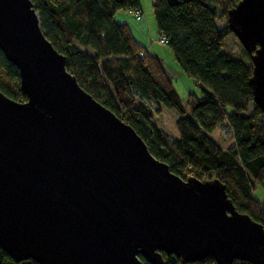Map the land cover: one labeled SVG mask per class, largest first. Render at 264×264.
I'll return each instance as SVG.
<instances>
[{"label": "water", "instance_id": "obj_1", "mask_svg": "<svg viewBox=\"0 0 264 264\" xmlns=\"http://www.w3.org/2000/svg\"><path fill=\"white\" fill-rule=\"evenodd\" d=\"M227 26L254 67L264 120V0H241ZM0 50L27 97L0 91V250L37 264H264V228L219 180H185L79 86L43 34L31 0H0Z\"/></svg>", "mask_w": 264, "mask_h": 264}, {"label": "trees", "instance_id": "obj_2", "mask_svg": "<svg viewBox=\"0 0 264 264\" xmlns=\"http://www.w3.org/2000/svg\"><path fill=\"white\" fill-rule=\"evenodd\" d=\"M31 1L43 34L65 57L79 86L132 127L170 171L185 180H219L238 211L264 228V198L255 195L258 185L264 191V120L250 85L252 54H234L227 45L230 27L216 26L228 21V11L241 0H152L160 37L168 39L182 71L199 84L200 92L189 93L184 103L162 59L115 20L121 10H142V0ZM0 91L16 102L28 101L18 69L1 50ZM163 106L180 115L179 139L167 136L154 120ZM225 123L234 140L227 149L211 137ZM161 254L163 264H183ZM0 264L37 263H17L0 250ZM189 264L217 262L207 257Z\"/></svg>", "mask_w": 264, "mask_h": 264}, {"label": "rangeland", "instance_id": "obj_3", "mask_svg": "<svg viewBox=\"0 0 264 264\" xmlns=\"http://www.w3.org/2000/svg\"><path fill=\"white\" fill-rule=\"evenodd\" d=\"M141 8L143 11L142 20H138L132 15H129L128 11L121 10L115 15V20L119 24H126L130 30L133 31V35L140 45L145 46L149 51L157 54L164 62L167 71L173 77L176 92L179 93L183 103L186 101L189 93H199V84L193 79L189 78L184 71L178 65L175 60L174 52L168 45L160 44V32L158 29L157 18H155L154 11L152 8V0H142ZM216 26L219 29L227 27V22L217 21ZM227 45L230 47L234 54L245 52L244 46L238 38L233 34L227 39ZM154 112L156 106L153 105ZM251 112L253 111L250 107ZM231 113L230 110H228ZM180 115L173 109H167L162 107L161 111L155 113V122L159 125L167 136L171 139H179L180 135L175 122L179 119ZM211 137L219 144L222 148L227 149L234 144L233 133L229 129L227 123L223 124L215 131L212 132ZM255 195L264 198V191L258 185Z\"/></svg>", "mask_w": 264, "mask_h": 264}, {"label": "built area", "instance_id": "obj_4", "mask_svg": "<svg viewBox=\"0 0 264 264\" xmlns=\"http://www.w3.org/2000/svg\"><path fill=\"white\" fill-rule=\"evenodd\" d=\"M128 13H129V15H132L136 19L141 20L143 11L142 10H139V9H131L130 11H128ZM160 44L167 45L168 44V39H166L165 36L162 37L160 39Z\"/></svg>", "mask_w": 264, "mask_h": 264}]
</instances>
